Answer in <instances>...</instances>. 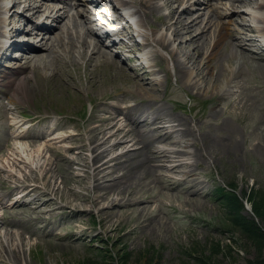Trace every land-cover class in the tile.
Segmentation results:
<instances>
[{
    "label": "rangeland",
    "instance_id": "rangeland-1",
    "mask_svg": "<svg viewBox=\"0 0 264 264\" xmlns=\"http://www.w3.org/2000/svg\"><path fill=\"white\" fill-rule=\"evenodd\" d=\"M194 8V17L204 12L214 13L213 6ZM15 9L20 8H12L10 13ZM168 9L166 7L162 12ZM77 10L82 12L78 15L81 19L89 15L86 5H78L74 11ZM219 10L224 11V8ZM251 14L252 6L246 5L243 11H236L229 18L240 20L243 17L254 24L250 20ZM203 16L204 22L199 23L202 27L208 18V15ZM37 17L27 20V27H32ZM149 20L155 25L159 18L153 14ZM220 20L227 22L228 19L222 15ZM216 25L207 24V32L213 34L218 28ZM18 26L24 24L18 22ZM235 26L233 22L230 25ZM209 40L204 61L198 64L201 68L208 60L205 56L212 49L214 37ZM236 40L241 44L244 41ZM232 42L233 39L227 38L226 45L213 59L215 72L223 67L235 71L233 86L230 90L225 86V91V88L218 91L219 86L215 83L207 84L205 79L196 76L197 65L189 69H193L189 80L182 79L170 53L166 50L161 51L162 56L151 53L155 46L148 48L151 56L148 59L154 64L156 76L143 74L136 64L138 59L129 62L116 53L114 57L124 66L122 72H108V63L94 69L79 57L77 47L70 48L69 55L64 53L65 56L60 57L63 62L60 65L57 62V75L53 79L42 78L36 85L34 96L26 104L10 103L8 96L13 88L0 86V195L5 197L0 203V258L6 261L3 264H248L256 254V244L248 230L243 232L233 226L227 216L226 199L218 198L215 190L231 183L235 188V199L242 203L240 213L264 230L263 218L253 209L257 207L254 202L264 203V74L256 68L254 59L232 57L229 62ZM244 48L259 51L251 44H244ZM7 53L9 57L0 60V70L11 72L25 64L24 58L19 59L23 54L19 47L11 48ZM41 71L45 72L43 76L53 73L51 69ZM207 72L205 67L203 74ZM95 73H99L101 83L108 78L114 80L113 83L107 82L110 83L109 90L117 95L114 102L101 100L98 88L93 89L90 78ZM129 75L145 78L146 90L135 86L133 77L126 78ZM218 76L221 78V74ZM63 77L66 82L59 81L58 78ZM152 78H158L160 82L151 84ZM128 88L136 93L125 92L124 89ZM144 95H154L155 104L145 102L133 110L140 126L135 132L142 128L154 137L155 122L151 117L144 118L160 109L188 119L190 129L186 132L189 134L184 138L180 133L173 135V139L178 136L189 142L185 149L190 155H183L187 163L178 172L159 167L163 176L150 175L137 180L131 187V194L122 198V205H114L121 197L118 194L93 204L92 196L96 192L93 191L91 175L87 178L79 176L85 174L83 165L92 158L87 148L91 136L87 128L91 119L96 114H104V109H110L109 104L120 106L125 101L134 105ZM21 111L29 116H49L50 121L46 124H38L29 130L24 127L27 134L38 138L10 137L23 129L8 125L12 115L22 117ZM141 112L144 116L138 117ZM62 116L69 121L61 122ZM58 124L66 125L59 131L78 128L82 137L74 140L79 147L73 151L64 150L71 143L66 139L58 142L59 147L45 153L44 156L51 158L54 173L41 168L44 157L40 161L13 164L11 159L16 156L19 140L30 141L29 148L35 149L47 140L40 138L46 134L45 126L49 125L50 132ZM83 144L85 146L80 147ZM158 144L160 147L170 145L154 142V148ZM71 159L75 162L70 163ZM134 166L135 163L130 164L129 170ZM187 169H192L190 173L195 175L188 176L189 181L184 182L182 179L187 176ZM125 170L117 174L121 175ZM34 185L38 188L29 196H20L21 191ZM16 199L19 202L14 206ZM31 199L33 207L24 204ZM229 203L234 206L233 198ZM36 205L40 206L35 208ZM10 246L15 248L14 251L9 250Z\"/></svg>",
    "mask_w": 264,
    "mask_h": 264
},
{
    "label": "bare ground",
    "instance_id": "bare-ground-1",
    "mask_svg": "<svg viewBox=\"0 0 264 264\" xmlns=\"http://www.w3.org/2000/svg\"><path fill=\"white\" fill-rule=\"evenodd\" d=\"M96 3L99 0H94ZM94 1L90 0H0V55L5 53V50L16 45L21 46L24 51L23 56L19 59L24 58L25 64H21L16 68H13L11 72L7 70H0V86L5 85L7 87H12L13 91L9 94V102L12 104H19L30 101L34 96L36 91V85L41 83L42 78H54L57 75L56 69L57 62L59 65L63 62L60 57L63 58L65 54L69 55L70 48L74 49L78 47L79 57L83 59L87 66H93L94 69H98V66L103 63H108L110 69L109 71L124 70V66L120 63L114 56L108 51V46L100 39L96 40L90 39L88 35H95V33L88 27L85 31L80 28L84 20L77 17V15L82 14V12H74L73 9L80 5L81 3L88 2L93 4ZM106 1V0H101ZM124 3L132 10L135 15L138 16V26L142 30L143 35V46L144 53L147 54L149 46H155L154 50L151 52L154 56L161 55L162 50H166L171 54L173 61L177 67L178 73L182 76V79L191 78V71L189 69L196 65L203 63L204 55L208 52L205 50L208 44H210V38L214 37L213 43L211 45V51L205 58L208 60L205 62V67L208 69L207 74H203L205 67L201 68L198 66L196 76L205 79V83H215L219 86V90L233 86V78L235 71L231 72L227 67H223L221 71L215 72V62L213 59L217 55V51L226 45V39H233V51L229 53L231 58L245 57L249 59H254L256 62V68H258L262 74H264V55L259 54V52L254 51V49L246 50L244 45L236 39H244L246 44L254 45L258 40L248 31L259 32L264 35V0H123ZM66 3L63 6H58L57 3ZM220 4V5H219ZM224 6V11H220L219 8ZM252 6V16L254 21L262 24L261 27L252 28L251 24L248 23L245 18L240 20L230 19L234 13L242 11L243 6ZM14 6H20L21 9L18 10L20 14L16 11L10 14V10ZM194 6H199L206 8L213 6V12H204L203 14H198L194 17L192 11ZM89 12H93V6H88ZM135 7V9H133ZM169 7L168 11L161 14L160 11ZM156 14L159 17L157 24H151L149 17ZM187 14V15H186ZM225 14L227 17L226 21H219V18ZM38 15V20L34 23V27L28 28L23 27L19 32L27 31L28 35L24 34V40H29L25 48L17 42H11L13 35L18 31V21H26L32 19V17ZM203 15H208L205 25L202 27L201 24L205 19ZM230 17V18H229ZM49 20L51 23L57 21L56 25L58 27H53L48 25L44 20ZM89 20V18H87ZM97 20V19H96ZM53 22V23H54ZM112 22V21H110ZM235 23V27H230L231 23ZM52 23V24H53ZM86 23V20H85ZM218 27L212 32H207L208 25H215ZM149 25L151 28H147ZM259 34V35H260ZM29 36V37H28ZM236 36L238 38H236ZM261 36V35H260ZM35 44V45H34ZM139 44V43H138ZM141 44V43H140ZM141 48V45L140 47ZM65 53V54H64ZM149 53V52H148ZM75 55V54H74ZM77 55V56H78ZM51 57V59L47 57ZM137 56V55H136ZM135 58V56H133ZM150 54L143 55V58L147 60L150 58ZM101 59L102 61H98ZM110 59V60H109ZM56 62V63H55ZM113 65H111V63ZM64 63H66L64 61ZM152 65L150 64L148 68L145 66H140L143 74H153ZM41 69H51L53 71L50 76H43L45 72ZM228 70V73L225 71ZM2 71V73H1ZM189 71V74L188 72ZM193 72V71H192ZM229 73H231L229 75ZM221 74V78L218 76ZM216 75V78L214 77ZM42 76V77H41ZM133 77L135 81V86L146 90L145 78L140 75L136 76H126V78ZM72 78V77H71ZM56 79V78H55ZM60 82H66L67 80L63 78H58ZM219 80V81H218ZM222 80V81H221ZM90 82L93 89L98 88V93L101 95V100H105L109 103V100H116V93L113 94L109 90L110 83L114 82L111 78H108L105 82L101 83L99 79V73L91 75ZM158 78H152L151 84L159 83ZM223 82V84H222ZM114 86V85H113ZM226 88L224 89V91ZM125 92L136 93L133 90L124 89ZM130 97H136L134 94L127 93ZM153 99L149 101L148 99ZM137 99V98H136ZM154 95L146 96L140 98V102H134L132 105L130 102L127 103L123 101L120 106L116 103L109 104L110 109H104V114L94 115L91 119V123L87 130L91 134L90 142L87 148L91 151L92 158L87 161L83 166V171L85 174L79 175L83 178H87L91 175L93 191L96 192L92 196L93 204H99L104 199H107L110 195L118 194L121 196L114 198V205H122V198L131 194V187L137 182V180H144L150 175L156 177L163 176V172H160L158 168H162L170 172H178L183 166L186 165L187 161H184V154L188 155L189 151L185 149L189 142L187 140H181L178 138L173 139L174 133L178 135L181 134L182 138L186 137V130L190 129V123L188 119L175 114L173 111H166L165 109H160V111H155L153 115L146 114L144 120L153 119L155 122L152 130L153 136L144 130L139 129L136 133V128H140L139 120L136 114L133 112L138 106L145 102H151L150 105L155 104ZM118 102V101H117ZM138 104V105H137ZM137 105V106H136ZM99 107V106H97ZM117 108V110H112V108ZM22 115H24L21 112ZM143 115V113H139ZM31 120L41 121L38 116L31 117ZM10 127L23 128L21 132L11 134L12 138H38L37 135L27 134V130L24 127L29 128L30 125L17 117V115H12L9 118ZM64 124H58L54 126L55 128L50 129L49 125H46V134L40 138L47 139L37 148L31 149V142L18 141V147L16 148V156L11 160L13 164L26 163L28 160L34 162L35 159L38 161L43 158V163L41 168L47 171H52V161L48 156H44L45 153L53 150L55 147H59L58 142L64 141L66 139L71 140V143L64 147L65 151H73L79 145L74 143V140L82 137L81 133L77 131L78 128H73L64 132V130L59 131ZM65 129V128H63ZM71 129V128H70ZM185 131V132H181ZM189 134V133H188ZM49 137V138H48ZM154 142L167 143L170 144L168 147H160L158 144L154 148ZM85 144L80 147H84ZM122 148L119 152L115 153L116 150ZM22 152L23 155L20 154ZM113 152V153H112ZM138 158H134V155ZM123 157H126L123 160ZM70 163L75 162L71 159ZM135 163L131 170H129L130 164ZM90 170H86V168ZM126 169L121 175L117 173L121 170ZM192 169H187L182 180L189 181L188 176L195 175V173H190ZM172 178L171 176H168ZM36 186L28 189L25 193H19L22 197L29 196L31 192L36 190ZM3 197L0 195V203H3ZM33 199V198H32ZM25 201V205L32 206L33 200ZM17 200L14 206L18 203ZM40 205H36L35 208ZM20 248L19 244L17 245ZM15 248L10 246V251H14ZM16 254V252H14ZM0 257L1 254H0ZM0 263H6L4 258H0ZM12 264V263H9Z\"/></svg>",
    "mask_w": 264,
    "mask_h": 264
},
{
    "label": "trees",
    "instance_id": "trees-1",
    "mask_svg": "<svg viewBox=\"0 0 264 264\" xmlns=\"http://www.w3.org/2000/svg\"><path fill=\"white\" fill-rule=\"evenodd\" d=\"M234 192L235 188L233 185L230 186V189L221 186L216 189V194L220 198H224V200L226 199L225 204L229 209V211H227V213L229 212L227 216L229 220H231L233 226L243 232H246V230H248L251 233L248 234L256 244V254L254 258L250 259L248 264H264V230L258 227V225L254 221H249L246 217H243V215L239 211L240 207H242V203L235 199ZM232 198L234 206L230 205L229 203ZM255 204L257 205V207H253L254 211L256 212V214H260L264 220V203L260 201L256 203L254 202V205Z\"/></svg>",
    "mask_w": 264,
    "mask_h": 264
}]
</instances>
